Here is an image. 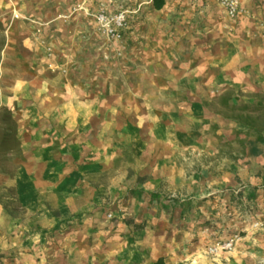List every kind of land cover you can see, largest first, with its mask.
<instances>
[{"label": "rangeland", "instance_id": "obj_1", "mask_svg": "<svg viewBox=\"0 0 264 264\" xmlns=\"http://www.w3.org/2000/svg\"><path fill=\"white\" fill-rule=\"evenodd\" d=\"M78 1L0 0V168L15 169L24 158L16 113L38 78L51 103H70L77 112L71 130L51 144L59 152L47 169L68 174L81 202L92 205L81 214L134 227L154 214L161 233L176 237L226 222L231 234L221 225L220 239L237 236L232 249L246 252L239 261L264 264V222L254 224L264 215V131L212 106L225 90L252 106L264 92L214 86L217 64H237L234 22L195 17L185 0H166L162 8L121 0L130 17L126 38L116 43L74 12ZM244 5L264 32V0L256 9L250 0ZM198 84L207 98L199 97ZM7 94L16 95L12 104L3 102ZM10 188L1 184L0 195L24 217ZM6 243L0 238V259L14 264L23 253Z\"/></svg>", "mask_w": 264, "mask_h": 264}, {"label": "crops", "instance_id": "obj_2", "mask_svg": "<svg viewBox=\"0 0 264 264\" xmlns=\"http://www.w3.org/2000/svg\"><path fill=\"white\" fill-rule=\"evenodd\" d=\"M185 1L195 17L222 15L232 20L233 33L241 37L235 46L237 64L233 67L217 64L216 72L221 74L214 78V86L229 83L264 90V32L258 29L256 16L231 18L215 0ZM90 4L94 7L114 5L107 0H93ZM250 5L256 9V0H250ZM261 9L264 10L260 6ZM195 83L193 81L194 86ZM197 91L199 97H208L206 88L199 85ZM48 92L46 81L32 79L25 105L16 113L24 158L15 169L0 168V185H14L26 210L24 217L16 216L0 203V238L6 239L7 249L17 247L23 253L14 264H155L161 257L164 264H246L239 261L245 251H208L209 245L222 238L223 233L226 237L231 234L226 230V222H205L199 226L200 231H187L176 237L161 233L154 214L137 219L142 222L137 227L123 219L115 225L96 219L94 213L81 214V211L92 210V205L81 202L77 191L68 183V174L47 169L48 162L59 152L51 148V144L57 136L71 130L77 112L70 103H51ZM15 96L7 94L3 102L12 104ZM24 113L27 117L23 118ZM259 129L264 131L263 127ZM69 225L71 229L65 230ZM221 225L225 226L223 233ZM51 228L56 232H48ZM1 262L4 264L5 260L0 259Z\"/></svg>", "mask_w": 264, "mask_h": 264}, {"label": "built area", "instance_id": "obj_3", "mask_svg": "<svg viewBox=\"0 0 264 264\" xmlns=\"http://www.w3.org/2000/svg\"><path fill=\"white\" fill-rule=\"evenodd\" d=\"M93 0H79L74 7V12L78 11L82 15L89 17L109 41L121 43L126 38V33L129 25L130 9L121 5L118 0H107L114 3L111 7L102 4L94 7L91 3ZM231 18H237L240 15L251 16L252 11L248 10L242 0H215ZM15 10L16 16H20V12ZM264 222V215L255 218L254 224L260 225ZM236 235L226 239H219L210 244L208 251L218 253L224 250H230L235 246Z\"/></svg>", "mask_w": 264, "mask_h": 264}, {"label": "trees", "instance_id": "obj_4", "mask_svg": "<svg viewBox=\"0 0 264 264\" xmlns=\"http://www.w3.org/2000/svg\"><path fill=\"white\" fill-rule=\"evenodd\" d=\"M165 2L166 0H153V4L157 8L163 7ZM255 95L257 96V99H255L252 106L244 99H240L238 102L233 101L229 91H224L214 99L212 106L215 112L233 119L244 118V122L249 128L258 129L259 125L264 124V92H257ZM2 188L8 187L7 185H3ZM11 190L12 193H10V195L14 202L21 205L15 188H12ZM152 194L157 195L156 192H152ZM0 203H2L9 212L14 214V210L10 203L5 201L2 195H0ZM155 264H164V259L162 257L159 258Z\"/></svg>", "mask_w": 264, "mask_h": 264}]
</instances>
